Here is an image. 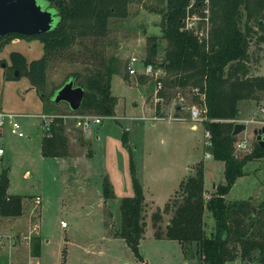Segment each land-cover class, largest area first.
Instances as JSON below:
<instances>
[{"label": "rangeland", "instance_id": "rangeland-1", "mask_svg": "<svg viewBox=\"0 0 264 264\" xmlns=\"http://www.w3.org/2000/svg\"><path fill=\"white\" fill-rule=\"evenodd\" d=\"M163 3L164 0H130L126 15L108 18L106 33L95 50L102 55L103 62L112 56L119 65L110 78V90L115 96L112 114L116 117H103L99 123H92L89 131L74 126L66 118L64 156L41 154L43 125L36 114L68 112L66 103L52 101L50 93L68 73L81 70L99 55H91L88 62L78 42L50 54L45 81L37 88L19 70L14 75L9 52L20 50L29 60L41 55V42L25 36L6 42L0 38V109L19 113L24 131L23 136H18L6 126L2 136L5 191L22 196V211L18 215L0 214V237L4 244L0 262L27 264L25 246L21 245L23 255L16 260L7 248L6 235L14 231L10 233L12 238L20 239L27 227L35 223L38 252H32L31 239L26 247L28 255L34 254L31 260L37 259L39 264H201L193 247L183 253L177 240L151 234V212L162 206L177 190L180 179L198 163L203 167L204 197L210 193L212 183L224 181L223 162L208 154L210 144H205L202 122L194 121L193 128L188 119L170 117L187 114L190 91L167 85L156 91V79L162 75L160 64L152 66L150 73H143L139 65L150 43L155 42L154 59L161 58L164 39L159 30V10ZM192 3L191 0L184 19H191L195 26L199 24L198 30L203 33L205 22L195 10L189 9ZM254 40V35L249 37L248 48L253 52L250 73H264V42ZM130 55L137 58L134 73L126 69ZM138 75H143L141 81ZM181 95L184 99L179 100ZM237 105V117L264 120V111L259 110V106H264V92L257 99H240ZM242 123L244 127L235 134V139L244 138L246 147L234 148L237 155L252 148L258 141L253 129L263 125ZM104 181L107 192H103ZM134 181L145 203L142 211L145 230L137 241V255L114 233L120 224V199L134 194ZM35 195L39 196V203L34 205ZM224 197L227 201H244L237 214L245 217L253 213L255 220L250 228H259L264 235V155L244 162L242 174L235 178ZM60 219L66 222L65 227L60 225ZM203 219L208 233L213 229L208 210L204 211ZM34 235L37 234L31 238ZM256 255L255 250L252 257ZM237 257L231 255L225 264H236ZM258 263L254 258L238 264Z\"/></svg>", "mask_w": 264, "mask_h": 264}, {"label": "trees", "instance_id": "trees-1", "mask_svg": "<svg viewBox=\"0 0 264 264\" xmlns=\"http://www.w3.org/2000/svg\"><path fill=\"white\" fill-rule=\"evenodd\" d=\"M40 1L53 10L54 21L49 29L32 35L18 32L0 35L4 42L16 36L35 37L41 42V55L29 60L20 50L9 52L11 67L25 74L30 84L37 88L45 81L50 54L78 42L88 57L85 58L91 61L90 56L98 54L96 44L106 33L108 18L126 15L130 0ZM190 1L164 0L159 10V30L164 39L161 58L158 61L154 59V42L149 44L141 61L152 66L160 64L162 75L157 78L160 90L166 85L186 88L190 91L189 101L203 106L207 119L202 121V125L210 133L209 154L223 162L224 181L214 183L209 196L204 197L203 167L198 163L193 171L180 179L177 190L162 206H156L151 212V234L177 240L183 253L193 247L200 263L225 264L231 255L237 254L236 264L254 258L258 264H264V235L259 228H250L255 215L240 216L237 213L245 202L227 201L224 197L235 178L242 174L244 162L264 155V146H260L258 141L249 151L237 155L234 152L235 135L230 133L234 122L229 120L239 114L238 100L257 99L260 92H264V73H250L249 60L253 52L248 48L249 37L253 35L256 41L264 42V0H192L189 9L195 10L199 19L205 22L203 33L198 30L199 24L192 28L184 27ZM98 55L96 61L68 73L58 84L72 78L74 83L83 87V96L75 111L101 114L113 111L115 96L110 90V78L119 65L112 56L103 62L102 55ZM142 77L138 75L137 79L141 81ZM42 129L41 154L66 155L64 122L55 118ZM123 142L126 143L124 136ZM133 185L134 194L120 199V224L114 233L137 255V241L145 230L142 213L145 203L135 181ZM6 186L7 176L2 170L0 214L18 215L22 211V196L6 193ZM108 190L104 181L103 192ZM205 210L213 219V229L208 233L203 224ZM31 243V250L36 254L39 236L34 235ZM255 250L257 255L252 257Z\"/></svg>", "mask_w": 264, "mask_h": 264}, {"label": "built area", "instance_id": "built-area-1", "mask_svg": "<svg viewBox=\"0 0 264 264\" xmlns=\"http://www.w3.org/2000/svg\"><path fill=\"white\" fill-rule=\"evenodd\" d=\"M186 17V16H185ZM194 23L191 19L188 20V18L184 19V27L187 28H192L194 27ZM137 60V58L134 55H130L127 58L126 61V69L128 73H134L136 70L133 66V63ZM139 65L142 66V71L144 72H151L152 70V65L151 63H143L142 61L139 62ZM160 88V81L158 79H156V91ZM195 89H197V87H195ZM157 96L156 98L159 97V95L156 93ZM179 100L184 99V97L178 96ZM259 110L260 111H264V106H259ZM186 115L183 116H170L172 118H184V119H188L192 122L194 121H203L205 119H207V117L204 115V108L202 105L196 103V102H191L189 103L188 107H187V111H186ZM20 116L19 113L16 112H12L9 110H4V109H0V175L1 172L3 170L2 168V161H3V157L5 154V147L4 144L2 142V136L4 135L5 132V128L7 126V128L9 129V131L11 133H15L18 136H23L24 135V131L22 130L21 127V123L18 120V117ZM36 116L41 117V121H42V125H48L49 123H51L55 118H60L63 122L64 120L67 118L69 120L72 121L74 126L79 127L80 129H82L83 131H89L90 129V125L92 123H99L101 121V119L105 116L107 117H116L115 115H113L112 113L110 114H98V113H94V112H90V111H75V110H69L66 113H48V114H44V113H40V114H36ZM230 121L232 122H256V123H260L264 125V120H260L256 117H249V118H239V117H232L229 118ZM209 131L208 129H204V138H205V144H209ZM246 147V142L244 138H238L234 140V148L236 149H242ZM209 154V153H208ZM209 194H206L205 197H208ZM33 203L38 204L39 203V196L35 195L33 198ZM59 223L61 226L66 225V222L63 219L59 220ZM37 225L35 223H32L31 225H29L26 229V231L24 233L21 234V239L25 240L26 243L29 245V241L31 239L32 234L37 233ZM237 261H235L236 263ZM27 264H39L37 259L31 260L28 259L27 260ZM201 264H206V263H201Z\"/></svg>", "mask_w": 264, "mask_h": 264}, {"label": "water", "instance_id": "water-1", "mask_svg": "<svg viewBox=\"0 0 264 264\" xmlns=\"http://www.w3.org/2000/svg\"><path fill=\"white\" fill-rule=\"evenodd\" d=\"M54 21L52 8L46 7L40 0H0V35L8 32H18L26 35L36 34L49 29ZM4 65V62L1 63ZM18 69H14V75ZM84 89L74 83L72 78H67L51 92L54 102L64 101L68 109L75 110L79 107ZM244 124L236 121L230 131L235 135ZM253 133L260 146H264V125L254 128Z\"/></svg>", "mask_w": 264, "mask_h": 264}, {"label": "crops", "instance_id": "crops-1", "mask_svg": "<svg viewBox=\"0 0 264 264\" xmlns=\"http://www.w3.org/2000/svg\"><path fill=\"white\" fill-rule=\"evenodd\" d=\"M190 125L193 128L196 127V123H194V122H192ZM124 129H127V127H124ZM212 186H213V183H212ZM66 225H64L62 227H65ZM13 232L14 231H9V233L7 232V235H6L7 236V243H8L7 248L9 249V253L11 254V256L14 257L17 260L18 257H20V256L23 255V249H22V246L21 245H24L25 248H26V254H27L26 257H27V260L29 258H31V256H34V254H32V255L29 254L28 255L29 250L27 252V247H26V241L25 240H22L21 238L19 239V238H17V236H15V237L12 238V235H10V233L13 234ZM35 234L38 235V232L35 233ZM2 245H4V244H3L2 238L0 237V250L2 248ZM0 264H4V263L3 262H0ZM8 264H13V262H9ZM14 264H18V263L16 262Z\"/></svg>", "mask_w": 264, "mask_h": 264}]
</instances>
